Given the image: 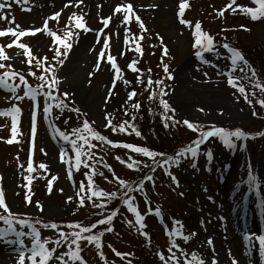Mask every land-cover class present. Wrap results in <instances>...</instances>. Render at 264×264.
<instances>
[{"label":"rangeland","instance_id":"obj_1","mask_svg":"<svg viewBox=\"0 0 264 264\" xmlns=\"http://www.w3.org/2000/svg\"><path fill=\"white\" fill-rule=\"evenodd\" d=\"M139 1L0 0V264H241L216 246L230 212L252 257L242 264H264L258 0ZM223 193L237 196L229 212ZM27 220L49 223L50 247ZM161 220L189 240L164 242ZM58 228L83 238L70 243L80 255L53 251Z\"/></svg>","mask_w":264,"mask_h":264},{"label":"bare ground","instance_id":"obj_2","mask_svg":"<svg viewBox=\"0 0 264 264\" xmlns=\"http://www.w3.org/2000/svg\"><path fill=\"white\" fill-rule=\"evenodd\" d=\"M108 1L111 3L112 0H108ZM128 1H130L134 4L138 3V5H141V3H142L139 0H128ZM172 1L173 0H162V3L166 4V5H171L170 3ZM80 37H82L80 40V45L71 54L70 61H71V59L76 60L77 56H80L82 53H84V50H85L84 45L88 44V42H89L90 38H89V36H86V34H83ZM80 74H81V72L74 73V75H80ZM232 77H234V76H231V78ZM80 89H81V85H78V86H75L74 88H72V90L74 91L73 93H75V95L78 94ZM98 103H99V98L94 99L91 103L90 109L94 113H96V111H97ZM234 161H235V159H234ZM233 164H234V168L231 169V171L229 172V177L232 180L231 186H233V187H231V194L232 195H233V193H235L234 191L238 188V186L241 183L245 182V177H244V175H242L243 174L242 169H241L242 162H241L240 158L237 157L236 161L233 162ZM255 165H256V170H255L256 171V174H255L256 179L259 180L260 186H264V142H263V147H262L261 151L259 152V155L256 158ZM253 185H254V183H253ZM228 186H230L229 183H228ZM221 191L222 192L225 191L224 187L221 189ZM244 191H245V189H242L240 191V194L244 193ZM262 194L264 197V192ZM221 195H222V196H220L221 197V206L223 209H226L227 212H229L231 205L233 204L234 201L237 200V196H235L233 199L234 201H232L230 198L227 199V197L224 195V193ZM228 200H230V201H228ZM263 210H264V208H263ZM263 216H264V212H263ZM235 218L238 219L237 214L235 215L234 212L233 213L230 212L229 215L226 214V220H225V224H224L225 232L223 231L224 233H220V232L216 233V240H217L216 246L219 247V251H221L224 248L229 249V250L231 249L233 255H235L234 257H236L237 260H240V263L242 264V262H245V261H242V258L243 259L244 258L245 259H251L252 257H251V254L243 253L242 248L239 247L240 239H238L237 235L235 233H233V230H231V228L233 226L236 227ZM218 238H219V240L221 238L220 242L218 241ZM241 244L243 245L242 247L245 248L244 247L245 246V239L242 240ZM223 252H224V250H223Z\"/></svg>","mask_w":264,"mask_h":264}]
</instances>
